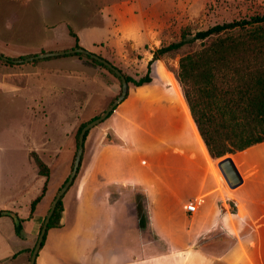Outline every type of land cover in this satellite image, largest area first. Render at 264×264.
<instances>
[{"label": "crops", "instance_id": "crops-1", "mask_svg": "<svg viewBox=\"0 0 264 264\" xmlns=\"http://www.w3.org/2000/svg\"><path fill=\"white\" fill-rule=\"evenodd\" d=\"M98 5L103 14L133 9L131 3L113 0ZM33 6L43 9L40 14L52 13L44 0H33ZM61 59H44L40 67L62 71ZM160 62H155L152 82L130 87L112 116L88 136L80 172L63 198L61 226L49 230L36 264H264V142L212 157L197 133L182 88L158 73ZM71 65L98 78L107 73L114 81L108 72L77 57ZM78 79L86 88H97L87 76ZM109 129L126 145L100 149ZM39 155L43 159L45 154ZM36 179L37 198L46 179L39 174ZM109 185L145 190L155 238L140 228L135 191L112 199ZM51 196L48 190L32 219L31 202L28 209L22 201L6 208L24 222L19 236L14 219L0 217V264H30L45 219L39 217V208ZM198 200L199 211L189 213L187 205ZM207 236L214 242L204 251L201 243ZM228 237L234 245L216 255Z\"/></svg>", "mask_w": 264, "mask_h": 264}, {"label": "rangeland", "instance_id": "rangeland-1", "mask_svg": "<svg viewBox=\"0 0 264 264\" xmlns=\"http://www.w3.org/2000/svg\"><path fill=\"white\" fill-rule=\"evenodd\" d=\"M44 1L52 13L40 14L43 9L34 7L33 0H0V52L4 56L20 59L73 49L71 27L85 49L117 63L123 73L136 80L146 74L153 51L178 42L185 32L197 33L264 14V0H123L133 9L109 14H103L98 5L109 0ZM202 46L195 42L162 57L158 73L181 89L176 75L179 60ZM61 58L62 71L40 67L45 62L42 60L19 64L0 60V211L13 208L17 201L28 209L38 195V169L31 152L45 154L42 160L52 170L48 190L56 195L73 170L80 125L102 114L121 95L119 80L110 73L114 81L107 78V71L88 59L77 57L87 66L102 70V77L72 66L74 57ZM242 62L253 68L255 59L249 56ZM154 68L155 63L152 72ZM86 76L97 88H86L78 79ZM235 78L240 77L227 74L217 85L225 90ZM224 100L222 96L215 101L222 104ZM205 108L216 113L215 106ZM105 122L90 131V138ZM225 142L231 146V141ZM52 196L39 208V217L48 214Z\"/></svg>", "mask_w": 264, "mask_h": 264}, {"label": "trees", "instance_id": "trees-1", "mask_svg": "<svg viewBox=\"0 0 264 264\" xmlns=\"http://www.w3.org/2000/svg\"><path fill=\"white\" fill-rule=\"evenodd\" d=\"M69 35L75 40L74 48H81L80 38L71 27H69ZM195 42H201L203 44L202 48L181 56L176 75L183 90V95L197 133L201 136L211 156L214 158H221L228 154H233L236 150L243 151L251 146L264 142V14L218 24L197 33L185 32L178 42L171 43L168 46L161 47L152 52L153 57L148 62L147 72L138 80L126 75L109 60L99 56L118 68L125 76L129 85L133 84V86L140 87L152 82V67L156 61ZM68 56L88 59L91 63L118 79L122 88L121 78L99 60L85 54H73L56 58ZM249 56L255 59L253 68L245 67V62H242ZM25 58L27 57H21L20 60H24ZM13 60L15 59L9 58V60L5 62L14 64ZM244 73L247 74L245 77H242ZM227 74L237 75L240 78L239 80L237 78L232 79V82L228 83L227 89L224 90L217 84L218 80ZM222 96L225 99L223 101L224 103L218 104L215 100ZM118 97L119 96L115 97L110 104ZM205 105L215 106L216 113L214 115L209 113ZM114 111L105 121L112 116ZM100 115L80 125L77 134V149L82 129ZM215 118H218V121ZM89 133L90 132H87L85 136L84 151ZM225 141H231V146H228ZM109 144L126 145L113 129L108 130L107 136L103 140L100 149ZM30 156L38 169V174L46 179L41 193L31 203L29 219H32L37 206L48 192V183L51 178L52 170L37 152H31ZM82 161L83 156L78 174L82 166ZM68 178L69 176L58 188L57 193ZM129 190L135 191L137 217L141 230L143 232H149L151 235L150 239L155 238V235L152 233L150 206L145 190L138 186L109 185L112 199H116L121 192ZM63 198L64 196L58 202L56 210L48 224L42 247L45 245L49 230L61 226V217L64 210ZM4 213L5 211H0V217H2ZM20 221L21 224L19 226L16 225V232L19 236H22L21 231L23 229L22 223L24 220L20 219ZM44 222L40 228L39 234H41ZM209 238L210 237L207 236L202 240L201 248L204 251H209L211 249V244L214 242L210 241ZM215 241L218 242V239ZM207 243L209 246L206 245ZM234 243L235 240L228 237L227 245L224 246L222 252L216 255H223Z\"/></svg>", "mask_w": 264, "mask_h": 264}, {"label": "water", "instance_id": "water-1", "mask_svg": "<svg viewBox=\"0 0 264 264\" xmlns=\"http://www.w3.org/2000/svg\"><path fill=\"white\" fill-rule=\"evenodd\" d=\"M73 54L89 55L92 58L99 60L101 63L106 65L108 68H110L117 76H119L121 78L122 93L97 119L93 120L92 122H89L82 129V131L80 133V137H79V146L77 149L73 170H72L68 180L65 182L63 187L57 193L55 199L53 200V202L51 204V207H50V210L46 216L41 234H39V238H38L37 243L35 245V248L33 250L30 264H36L37 255H38L39 251L41 250L44 235L46 233L48 224H49V222H50V220H51V218H52V216L56 210L57 204L60 201V199L66 194V192L70 189V187L72 186V184L74 183V181L78 175V170H79L81 160H82V156H83V152H84V142H85V136H86L87 132H90L93 128L102 124L108 118V116L117 108V106L127 98V95L129 93V88H130L129 83L127 82L123 73L118 68L113 66L110 62H108L104 58H101L99 55L92 53L91 51L85 49L83 46L81 48H73V49L65 50V51L47 52V53L43 52L41 54L29 56V57L25 58L24 60L15 59L13 61L16 64H19L22 62L29 63V62H34V61L43 60V59H47V58H54V57L73 55ZM0 59H2L3 61H8L9 57L4 56L0 52ZM4 214L13 218L15 221V224L17 226H19L21 224L20 217L17 213H15L13 211H5Z\"/></svg>", "mask_w": 264, "mask_h": 264}, {"label": "built area", "instance_id": "built-area-1", "mask_svg": "<svg viewBox=\"0 0 264 264\" xmlns=\"http://www.w3.org/2000/svg\"><path fill=\"white\" fill-rule=\"evenodd\" d=\"M202 204V200H198V201H191L187 207H186V210L191 213V214H194V213H197L200 209V205Z\"/></svg>", "mask_w": 264, "mask_h": 264}]
</instances>
